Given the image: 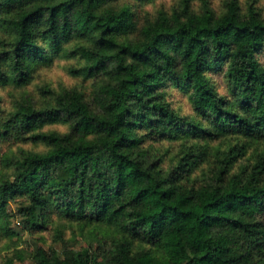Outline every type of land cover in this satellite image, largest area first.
Masks as SVG:
<instances>
[{"label": "trees", "instance_id": "1", "mask_svg": "<svg viewBox=\"0 0 264 264\" xmlns=\"http://www.w3.org/2000/svg\"><path fill=\"white\" fill-rule=\"evenodd\" d=\"M183 1L0 0V264H264V7Z\"/></svg>", "mask_w": 264, "mask_h": 264}, {"label": "rangeland", "instance_id": "2", "mask_svg": "<svg viewBox=\"0 0 264 264\" xmlns=\"http://www.w3.org/2000/svg\"><path fill=\"white\" fill-rule=\"evenodd\" d=\"M207 1H209V4L211 5V7L215 8L217 12L222 10L224 6V2H225V0H207ZM240 1L244 5H247L250 0H240ZM258 1L259 3L257 4L264 7V0H258ZM178 4H181L182 6H184V1L183 0H157V4L155 7L152 5H149L146 8L149 10H154L156 7L158 8V6H160V7L170 9L172 6H175ZM192 4L194 5V7L199 8V7H202L203 4H205V0H192ZM40 73H41V76L51 80L52 83L57 86L61 82H64L66 84H74L76 82H82L80 79L74 78L68 75V73L64 71L63 68L58 64L54 65L52 68H49V69H41ZM85 85H87L88 90L90 91V82L86 81ZM10 89H11L10 87H6V88L0 87V95H3V94L5 95L4 105L6 107H9V104H10V97H8V93ZM178 99L180 100V104H184L185 109H189L188 103L184 100L182 96H179ZM56 126L60 129L65 128V126H62V125H56ZM17 145L14 148H17ZM21 145L26 148L34 147V144H31V143H26V144L22 143ZM15 230L19 231V228L16 227ZM19 237L22 238V241L20 242L22 245H25V243H27L25 241L29 239L32 242V238H31L32 236H29V234L26 232L24 234H20ZM4 253H5L4 250L1 249V255Z\"/></svg>", "mask_w": 264, "mask_h": 264}]
</instances>
